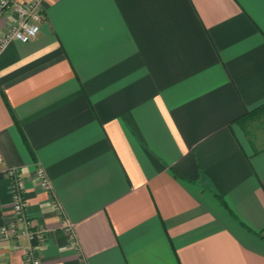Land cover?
<instances>
[{
    "label": "crops",
    "instance_id": "obj_1",
    "mask_svg": "<svg viewBox=\"0 0 264 264\" xmlns=\"http://www.w3.org/2000/svg\"><path fill=\"white\" fill-rule=\"evenodd\" d=\"M42 15L0 53V232L17 168L42 264H264V107L237 123L264 106V0H44ZM17 230L0 264H27Z\"/></svg>",
    "mask_w": 264,
    "mask_h": 264
},
{
    "label": "built area",
    "instance_id": "obj_2",
    "mask_svg": "<svg viewBox=\"0 0 264 264\" xmlns=\"http://www.w3.org/2000/svg\"><path fill=\"white\" fill-rule=\"evenodd\" d=\"M44 0H0V18L8 11L14 15V22L4 33L0 34V53L12 41L22 44L33 40L40 32L43 22L42 5ZM1 162V155H0ZM6 175L11 184L12 211L15 222L9 228H3L0 232V239L7 240L11 237H18V225L23 226L20 235L25 236L30 241V246L25 252L27 264H42L40 260V246L43 242V233L34 229L32 222L28 219L26 208V190L21 171L11 168L6 171ZM36 176L40 187L50 192V183L42 169L37 168Z\"/></svg>",
    "mask_w": 264,
    "mask_h": 264
},
{
    "label": "trees",
    "instance_id": "obj_3",
    "mask_svg": "<svg viewBox=\"0 0 264 264\" xmlns=\"http://www.w3.org/2000/svg\"><path fill=\"white\" fill-rule=\"evenodd\" d=\"M1 94H2V96H3V98H4V100L6 101L3 92H1ZM6 104H7V101H6ZM7 106H8V108H9V105H8V104H7ZM263 107H264V106H261L259 109L254 110V111H252V112H250V113L244 115L243 117H241L240 119H238L237 123H238L239 125L242 126L246 121H248V120H252V119L254 118V116H255L257 113H259V111H260ZM242 127H243V126H242ZM243 129H244L246 135H248V130H247L246 128H243ZM20 132H21V136H22V139H23L24 143L27 145L26 139H25V137H24L22 131H20ZM219 200L222 202V200H221L220 197H219Z\"/></svg>",
    "mask_w": 264,
    "mask_h": 264
}]
</instances>
